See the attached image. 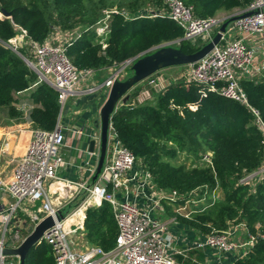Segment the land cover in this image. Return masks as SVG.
<instances>
[{"label":"trees","instance_id":"1","mask_svg":"<svg viewBox=\"0 0 264 264\" xmlns=\"http://www.w3.org/2000/svg\"><path fill=\"white\" fill-rule=\"evenodd\" d=\"M48 1L59 24L66 28L77 16H84L81 8L89 0ZM107 1L102 0L100 5L107 6ZM143 1L123 0L126 9L119 8V13L111 16L109 32L102 43L93 27L72 40L67 47L72 63L78 69L97 72L168 42L180 40L173 47L186 55L204 46L200 40L195 43L182 40L183 30L167 17L151 18L140 12ZM147 1L161 4V0ZM181 1L193 8L197 18L205 19L219 11L245 9L252 0ZM2 9L10 14V19L0 18V41L6 42L16 35L12 23L37 43L48 37L47 0H0ZM98 19L94 14L87 24L92 26ZM36 82L37 75L24 61L0 44V108H6L10 119L19 118L21 114L14 106L16 95L31 90L29 101L33 108L29 120L35 127L51 131L60 112L57 93L44 83L34 86ZM139 85L131 89L130 99L111 116L110 123L119 141L133 153L158 190L176 192L175 206L184 204L197 190L200 194L194 200H204L192 208L188 217L174 214L173 208L166 205L168 214L181 227L200 236L227 231L231 225L243 223L247 232L257 237L246 255L233 264H264V175L253 189L247 182H241L257 171L263 161L261 134L253 115L239 103L183 80L153 93V102L131 107L129 104L138 94ZM241 87L264 123V83L242 81ZM208 153L211 165L202 159ZM182 154L191 158L190 167L175 164ZM217 191L221 197L213 200ZM83 230L89 246L104 251L113 249L117 226L110 205L103 202L89 208ZM198 256L201 257L198 262H203L202 254ZM24 264H55L51 246L44 240L36 244L28 251ZM185 264L192 263L187 260Z\"/></svg>","mask_w":264,"mask_h":264},{"label":"built area","instance_id":"2","mask_svg":"<svg viewBox=\"0 0 264 264\" xmlns=\"http://www.w3.org/2000/svg\"><path fill=\"white\" fill-rule=\"evenodd\" d=\"M161 4L160 10L145 14L151 18L167 17L183 30L182 40L192 43L200 40L203 45L212 40L228 18L257 12L228 24L213 49L199 61L185 66L180 79L233 100L253 115L254 123L261 134L263 161L257 171L246 176L241 182L249 183L255 177L262 178L264 123L258 112L249 104L241 82L264 83V0H252L245 9L233 16H213L205 19L197 18L193 8L181 0H161ZM118 13V9L104 10L102 18L96 23L94 28L101 43L109 32L111 16ZM122 14L127 15L125 11ZM0 18L5 17L0 13ZM12 25L17 30L16 35L6 42L0 41V44L17 54L29 70L37 75L34 86L44 83L57 93L61 109L69 97L95 94L100 90L108 95L114 80L125 79L126 70L132 66L135 58L139 57L114 66L116 68L102 85H92L96 71L78 69L67 55V47L81 34L65 41H58L48 35L40 44L33 41L25 30L13 23ZM179 42L180 40L168 42L161 46L173 47ZM146 81L156 92H160L167 85V80L160 72ZM150 100L151 95L145 92L142 98H133L129 106L133 107ZM18 107L29 111L32 109L22 104ZM26 133L29 138L25 151L16 161L10 180L7 182L0 180V195L12 199L11 203L0 206V264H19L18 257L5 256L2 251L18 248L28 235V227H35L47 217L54 218V226L44 233L40 242L44 240L51 246L55 264H181L176 258L180 252L175 248V237L169 232L167 224L161 222L153 212L159 209L162 200L176 201L177 194L158 190L159 197L155 200L149 199L152 202L150 208L139 207L127 199L130 183L136 178V174L132 176L130 174L137 160L119 141L111 123L104 163L95 183L74 182L58 176V171L67 165L61 155V149L65 144V133L61 127L56 125L51 131L32 127L26 130ZM13 134L14 132H7L5 137L10 138ZM202 159L211 165V154H205ZM96 166L90 170L92 175ZM146 178L152 181L147 172ZM81 194L84 200L76 205L72 212H70L72 209L66 212V207ZM119 194H124L125 197L121 199ZM103 202L110 205L117 226L114 248L104 251L100 247L88 246L82 251L75 250L68 239L76 231L83 229L86 211ZM23 204L38 206L35 212L25 214ZM57 212L63 214L61 221L55 219ZM72 221L75 223L74 227L70 226ZM242 226L245 227L244 224ZM24 231L26 236H23ZM234 233V228L230 226L227 231L204 235L196 239L192 248L232 253L238 248V244L233 241ZM6 234L10 236L8 242ZM247 237L250 249L257 236L247 232Z\"/></svg>","mask_w":264,"mask_h":264},{"label":"crops","instance_id":"3","mask_svg":"<svg viewBox=\"0 0 264 264\" xmlns=\"http://www.w3.org/2000/svg\"><path fill=\"white\" fill-rule=\"evenodd\" d=\"M241 10L243 9H234L230 12L219 11L215 16H233ZM115 68L116 67L101 69L100 71H97L95 73L94 77H96V75H98L99 73L105 72L106 74H108L107 76L99 77L101 78V83H104V81L110 76ZM162 76L164 77V75ZM94 77L91 84L98 86L95 83ZM96 79H98V76L96 77ZM172 83L173 82L168 79L166 87ZM145 85L146 86H141V84L139 85L140 90L135 97L142 98L143 94L145 92H148L151 95L150 102H153V93L157 94L159 92H156V90L148 86V84ZM30 91L31 90H27L23 93L17 94L16 98L17 100L19 99L20 104L33 108L32 104L29 101ZM132 92L133 91L130 90V92L128 93V100L130 99L129 95ZM106 98L107 94L100 90L95 94L69 97L66 100L64 107L62 109L60 108L56 125L61 127L65 133V144L61 149V155L65 162H67V165L58 171V176L60 178H64L74 182H91V178L93 175L90 170L93 169L94 166H96L97 158L99 155V111ZM68 101H70L69 105ZM13 121L14 120H11L10 122ZM10 126L13 129L9 131L0 129V180L4 182L10 180L16 161L23 155L29 138L26 130H24L23 127L19 126L16 123H11ZM30 126L35 127L32 122ZM7 132H14V134L10 138H6L5 134ZM92 141L95 142L93 152L94 155L90 156L88 153V148L90 142ZM88 155L89 159H87ZM135 174L136 178L130 183V190L126 197L129 201L136 203L139 207L150 208L152 206V202L149 199L155 200L159 197L158 189L154 187V184L150 179L148 180L146 178V171L143 170L139 163L135 165L130 176ZM82 195L83 194L76 197V199L66 207L65 211L68 212L70 209H72L70 211L72 212L73 208L84 200V196ZM119 197H121L122 199L125 197V195L119 194ZM11 202L12 199H10L8 196L2 194L0 195V206H5V204ZM166 205L167 200H162L159 209L153 212L155 213L154 215L161 220V222L167 224L169 232L175 237V248L180 252V254L176 256V258L181 264H185L187 260H189L192 264H233L237 259L243 258L246 255L245 253H247V251L249 250V246L247 244V230L242 226L243 223L231 225V227L235 230L233 241L238 244V248L236 251L232 253H220L213 249H193L192 246L194 245L196 239L202 236L195 234L191 230L181 227L178 223H176L175 218H170V221H167V219L165 218ZM23 206L22 207L24 209V213L28 214L30 212H35L38 204L35 206L23 204ZM74 224L75 223L72 221L70 223V226L74 227ZM75 233L79 234V236H77V239L81 238L82 247L84 249L87 248L89 245L84 239V230L81 229L79 231H76ZM26 235L27 234L24 231L23 236ZM199 253L202 254L203 258V262L201 263L198 262V258H201L198 256ZM179 258L181 260H179Z\"/></svg>","mask_w":264,"mask_h":264},{"label":"water","instance_id":"4","mask_svg":"<svg viewBox=\"0 0 264 264\" xmlns=\"http://www.w3.org/2000/svg\"><path fill=\"white\" fill-rule=\"evenodd\" d=\"M0 13L5 18L10 17V14L3 9L0 11ZM255 13L257 12H248L241 16H233L231 18H228L220 26L219 31L214 35L212 40L193 54L186 55L178 48L160 45L149 50L146 54L140 55L139 57L135 58L134 63L130 67L132 74L123 80H114L113 85L108 92L107 98L100 108L99 158L95 172L91 178V183L96 182L104 163L111 116L120 103L125 104L128 101L129 91L136 85L140 84L141 82L145 81L149 77L164 69L170 67L187 66L199 61L213 49L214 45L219 42L221 34L226 31V27L228 26V24L240 18L253 15ZM94 147L95 142H90L88 153H93ZM87 159H89V155L87 156ZM55 219L57 221H61L63 219V214L61 212H57L55 214ZM53 226V217L45 218L35 227L29 226L27 229L28 235L20 244V246L16 249H4L2 251V254L8 257H18L19 264H24L28 251L36 244H38L42 239L44 233Z\"/></svg>","mask_w":264,"mask_h":264},{"label":"rangeland","instance_id":"5","mask_svg":"<svg viewBox=\"0 0 264 264\" xmlns=\"http://www.w3.org/2000/svg\"><path fill=\"white\" fill-rule=\"evenodd\" d=\"M43 1H45V0H43ZM101 1L102 0L85 1L82 5V8H81L83 11V13H81V15L83 14L84 16H77L75 22L71 23V26L65 28L59 24L56 13H55L53 7L49 3L50 1L47 0L46 14L49 15V23H50L49 36H50V38H56L58 41L71 40V39L75 38L77 35L85 32L86 30H88L92 27L93 28L95 27L96 22L92 26L87 24V22H89V18L92 15L97 14L99 17L98 20H100L102 18V15H103L102 13L104 10H114V9L117 10V9L123 8V7H124V10L126 9V4H124V3L122 4L123 0H109V2L108 1L106 2V3H108V5L104 6V7H102L100 5ZM44 8H45V6H44ZM161 8H162L161 4L155 5L152 3V1L145 0V1H143V4L140 6L139 11L148 13L149 11H156V10H160ZM184 70H185V68L183 66L170 67V68L162 70L160 72V74L164 75V78H166L167 80L170 79L173 83H176L178 81H181L180 78L183 76ZM125 73H126V78L129 77L132 74L131 69L130 68L127 69ZM107 75L108 74H106L105 72L99 73L98 75H96V77L98 76V79H96V77H94L95 83L98 86L101 85L103 82L101 83V80H100L101 78H99V77H105ZM140 84H141V86H143V85L146 86L145 85V84H147L146 80ZM20 100H21V98H20ZM19 104L20 103H19V99H18L14 106L17 109V112L19 111L21 116L17 119H10L7 116L6 108H0V129H4V130H8V131L12 130L13 128L10 126L11 123L18 124L19 126L23 127L24 130H29L30 128H32L30 126L31 122H30L29 117H28L29 116V110L20 109L18 107ZM69 104H70V101H68V105ZM11 120H14V121L10 122ZM175 164L176 165L185 164L187 167H190L192 165V160L187 155L182 154L179 156V158L177 159ZM139 165H140V163H139ZM260 180H261V177L253 178L248 183L250 185L251 189H253V187L256 185V183L260 182ZM199 194L200 193L197 190L194 193L192 198L185 201L184 204H182L179 207L175 206L176 205L175 201L174 202L167 201V206L172 207L173 213L177 214L178 216H184V217H186V215L189 216L193 212L192 208L194 206H197V205L202 204L204 202V200L199 201V202L194 200V196L197 197ZM220 197H221V194L219 191H217L215 196H213V200H217ZM165 214H166L165 218L167 219V221H170L169 220L170 218H174V216H170L167 211H165ZM164 222H166V221H164ZM176 223H178V222L176 221ZM0 236H1V233H0ZM77 236H79V234L74 233L72 235V237H70L68 239V241H69V244L75 250L82 251V250H84V248L81 245V238L77 239ZM5 238H6V241L8 242L9 238H10L9 234H6ZM75 239H77V240H75ZM11 259H14V258H11Z\"/></svg>","mask_w":264,"mask_h":264}]
</instances>
